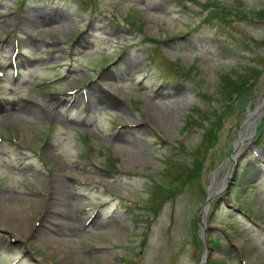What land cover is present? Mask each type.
<instances>
[{
	"label": "rangeland",
	"instance_id": "374dc122",
	"mask_svg": "<svg viewBox=\"0 0 264 264\" xmlns=\"http://www.w3.org/2000/svg\"><path fill=\"white\" fill-rule=\"evenodd\" d=\"M263 97L264 0H0V264H264Z\"/></svg>",
	"mask_w": 264,
	"mask_h": 264
},
{
	"label": "bare ground",
	"instance_id": "6f19581e",
	"mask_svg": "<svg viewBox=\"0 0 264 264\" xmlns=\"http://www.w3.org/2000/svg\"><path fill=\"white\" fill-rule=\"evenodd\" d=\"M52 19V18H51ZM57 20V19H56ZM53 22V21H52ZM50 23V22H49ZM248 116H249V119L251 118V117H253V115L252 114H248ZM246 136H244L242 133H238V136H237V139H236V141H235V145H234V151H233V153H232V157L233 158H235L236 156V153H237V151H238V145H239V143L242 141V139L243 138H245ZM231 157V158H232ZM0 219H4L8 224L9 223H12V224H14L16 221V219L14 218V213H11V212H8V213H6L5 215H1L0 216ZM201 222L203 223L204 222V218H203V216L201 217Z\"/></svg>",
	"mask_w": 264,
	"mask_h": 264
},
{
	"label": "water",
	"instance_id": "95a60500",
	"mask_svg": "<svg viewBox=\"0 0 264 264\" xmlns=\"http://www.w3.org/2000/svg\"><path fill=\"white\" fill-rule=\"evenodd\" d=\"M264 103V97H263V100H262V102H261V104H263ZM261 105H259V106H257L255 109H254V111H252V112H250L249 114H254V115H257V113H258V108L260 107ZM244 123V122H243ZM243 126V125H242ZM242 128V127H241ZM233 151H234V145H233ZM233 153V152H232ZM221 189V188H220ZM209 191V190H208ZM211 195L210 194H207L206 195V199H205V203H204V206H203V208H202V210H201V213H200V220H201V217L203 216V218H204V210H205V207H207V205H208V201L211 199ZM201 222V221H200ZM201 225H202V233H204V225H205V219H204V222L202 223L201 222ZM207 254V253H206Z\"/></svg>",
	"mask_w": 264,
	"mask_h": 264
},
{
	"label": "trees",
	"instance_id": "16d2710c",
	"mask_svg": "<svg viewBox=\"0 0 264 264\" xmlns=\"http://www.w3.org/2000/svg\"><path fill=\"white\" fill-rule=\"evenodd\" d=\"M167 64V63H166ZM170 65V68H172L173 69V67L171 66V64H169ZM234 92H235V90H234ZM261 132V131H260ZM260 132L258 131V132H256V135L254 136V141H256V140H258V138H259V135H260ZM191 178V177H190ZM195 178V177H194ZM187 180H189V179H187V178H185V181H187ZM173 197V195H171L170 197H168V199L169 198H172ZM211 246H214L215 244H213L212 245V243L210 244Z\"/></svg>",
	"mask_w": 264,
	"mask_h": 264
}]
</instances>
